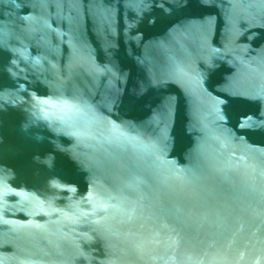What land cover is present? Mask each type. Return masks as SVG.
Returning <instances> with one entry per match:
<instances>
[{
  "label": "water",
  "instance_id": "obj_1",
  "mask_svg": "<svg viewBox=\"0 0 264 264\" xmlns=\"http://www.w3.org/2000/svg\"><path fill=\"white\" fill-rule=\"evenodd\" d=\"M0 264H264V0H0Z\"/></svg>",
  "mask_w": 264,
  "mask_h": 264
},
{
  "label": "snow or ice",
  "instance_id": "obj_2",
  "mask_svg": "<svg viewBox=\"0 0 264 264\" xmlns=\"http://www.w3.org/2000/svg\"><path fill=\"white\" fill-rule=\"evenodd\" d=\"M86 2H87V0H85V3ZM186 3L190 5L192 3V0H186Z\"/></svg>",
  "mask_w": 264,
  "mask_h": 264
}]
</instances>
